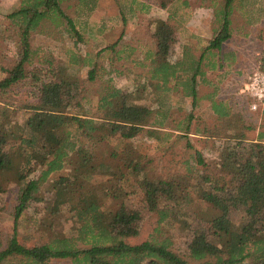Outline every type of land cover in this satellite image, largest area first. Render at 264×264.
Masks as SVG:
<instances>
[{
  "label": "trees",
  "instance_id": "trees-1",
  "mask_svg": "<svg viewBox=\"0 0 264 264\" xmlns=\"http://www.w3.org/2000/svg\"><path fill=\"white\" fill-rule=\"evenodd\" d=\"M65 1L24 0L7 14V25L0 29V43L13 42L19 56L13 67L0 59V70L5 72L0 78V193L18 188L19 203L14 235L7 245L0 233V264H51L54 258H69L73 264H264V132L248 138L245 129L256 126L244 123V114L234 103L217 99L216 89L209 93L219 120L216 125L205 123L202 129L193 109L200 104V84L211 70L223 66L222 49L233 36L237 0H222L216 7L213 37L202 51L184 44L175 62L168 51L180 0H154L169 15L151 22L154 27L144 42L145 51L140 44L131 47L128 67L142 70L136 76L144 78L143 89L148 90V84L156 90L181 89L190 100L193 110L181 120L171 117L170 108L133 103L125 88L98 82L102 79L98 62H91L85 79L90 88L49 60L51 76L34 74L38 81L34 101L20 106L3 100L27 77L33 35L44 33L45 23L76 34V46L85 42L74 14L66 11L71 4ZM88 3L94 5L96 0ZM187 15L179 18L187 20ZM122 16L126 25L124 10ZM118 43L97 49L95 55L116 52ZM113 69L124 74L120 67ZM25 115L22 122L19 118ZM165 123L187 139L191 133L215 137L225 128L227 152L220 161L221 172L211 173L203 153L196 151L194 158L204 168L156 174L149 154L132 139L143 133L156 139L171 136L161 129ZM49 179L56 209L69 208L71 218L79 222L74 228L78 234L59 233L48 242L27 245L18 238L17 220L32 201L40 200L41 187ZM234 210L241 222L231 216ZM149 212L158 216L154 230L145 240L130 241L140 235ZM178 224L189 230L183 248L175 245L173 230Z\"/></svg>",
  "mask_w": 264,
  "mask_h": 264
},
{
  "label": "rangeland",
  "instance_id": "rangeland-1",
  "mask_svg": "<svg viewBox=\"0 0 264 264\" xmlns=\"http://www.w3.org/2000/svg\"><path fill=\"white\" fill-rule=\"evenodd\" d=\"M90 1H65L66 5L71 4L66 11L74 14L85 42L82 41L76 46L75 42L78 40L76 34L66 32L55 23H45L42 27L44 33L37 32L32 38V64L26 63L27 77L4 95V101L20 106L34 101L37 92L34 82H38L34 74L37 73L41 78L51 76L53 71H49V60H53L56 65L64 66L69 76L90 88L91 84L85 79L92 68L91 62H98L97 72L102 77L98 82L103 84L101 81L105 80V85L110 82L116 87L125 88L133 103L151 108L163 105V108H170V114H173L171 117L178 120L183 119L194 109L197 113V122L203 129L205 123L213 127L216 121H219L213 113L209 97V93L216 89L217 99H226L230 104L234 103L236 110L244 114L243 119L246 121L244 123L256 126L245 129L248 138H256L259 133L264 132V107L253 111L249 107V101L244 100L239 93L249 72L264 60V0H237L232 14L233 36L224 43L222 49L223 66L211 70L207 76L208 80L200 84V104L193 109L190 100L181 89L179 92H173L172 89L168 90L165 87L156 90L150 84H146L148 90L143 89L144 78L136 76L143 73L142 70L133 72V69L128 67L131 65L128 59L131 47L140 44L145 51L144 42L148 41L154 27L151 22L167 17L169 10H161L154 0H96L94 5L88 3ZM23 2L24 0H0V29L7 25V14L20 8ZM177 3L178 16L187 13L189 18L186 17L185 20L177 17V28L169 41L168 52L172 62L180 57L183 43L188 44L187 42L191 40L196 42L197 44L191 46L197 53L209 43L213 37L216 7L222 4V0H188L187 3L180 0ZM214 3L216 4L213 5ZM91 7L93 8L90 9ZM123 10L127 17L126 25L123 22ZM116 41H119L116 52L106 50L98 57L95 55L97 49ZM0 52L2 63L8 67H13L19 61L13 42L0 43ZM113 66L120 67L124 74L119 75ZM4 75L5 72L0 70V78ZM97 90L98 84L94 86V94L98 92ZM157 116L158 120L163 122L161 114ZM19 119L24 122L26 115ZM163 126L165 127L161 129L171 136L167 134L162 139H156L143 133L132 139L143 152L149 154L152 169L156 174L168 176L180 172L188 173L190 169L195 172L198 168H204V165L194 158L196 151L203 153L208 163L207 169L213 171L211 173L221 172L220 161L227 152V143L223 137L228 133L225 128L222 127L219 135L215 137L209 133L208 135L191 133L187 139L186 136L181 137L171 125L165 123ZM17 191L18 188L11 186L7 191L0 193V233L4 238V245H7L14 235L15 208L19 204ZM39 195L40 200L32 201L17 220L19 240L27 245H34L48 242L54 236L60 235L59 233L77 236L78 230L74 233L76 230L74 228L79 222L71 218L68 207L60 206L58 210L56 209L55 193L51 189L50 179L42 185ZM166 204L171 205L170 202ZM231 216L237 222L243 220L236 210L232 211ZM157 219L156 212L147 213L141 223L140 235L129 240L140 242L147 239L157 225ZM173 232L175 245L185 247L189 230L184 228L183 224H178L174 226ZM51 264L73 262L69 258H54Z\"/></svg>",
  "mask_w": 264,
  "mask_h": 264
},
{
  "label": "built area",
  "instance_id": "built-area-1",
  "mask_svg": "<svg viewBox=\"0 0 264 264\" xmlns=\"http://www.w3.org/2000/svg\"><path fill=\"white\" fill-rule=\"evenodd\" d=\"M239 93L249 101V107L256 111L264 107V62L257 64L246 76Z\"/></svg>",
  "mask_w": 264,
  "mask_h": 264
},
{
  "label": "crops",
  "instance_id": "crops-1",
  "mask_svg": "<svg viewBox=\"0 0 264 264\" xmlns=\"http://www.w3.org/2000/svg\"><path fill=\"white\" fill-rule=\"evenodd\" d=\"M160 9L161 10H165V11H168L167 9H164V8H161L160 7ZM168 15H169V12H168ZM168 17V16H167ZM167 17H165L164 19H166ZM186 17H188V15L186 16ZM183 22H185V20H182ZM189 45H195V44H197L196 42H194L193 40H191L190 42H187ZM183 45H184V43H183ZM182 50H183V48H182ZM182 50L180 51V56L182 55Z\"/></svg>",
  "mask_w": 264,
  "mask_h": 264
}]
</instances>
